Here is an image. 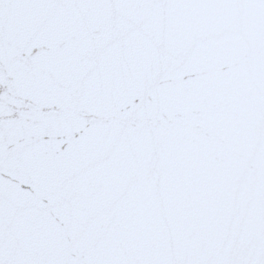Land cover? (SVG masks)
Wrapping results in <instances>:
<instances>
[{
    "label": "snow or ice",
    "instance_id": "6c2138e0",
    "mask_svg": "<svg viewBox=\"0 0 264 264\" xmlns=\"http://www.w3.org/2000/svg\"><path fill=\"white\" fill-rule=\"evenodd\" d=\"M0 264H264V0H0Z\"/></svg>",
    "mask_w": 264,
    "mask_h": 264
}]
</instances>
